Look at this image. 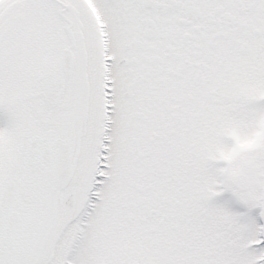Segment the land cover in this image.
Here are the masks:
<instances>
[{
    "label": "snow or ice",
    "instance_id": "1",
    "mask_svg": "<svg viewBox=\"0 0 264 264\" xmlns=\"http://www.w3.org/2000/svg\"><path fill=\"white\" fill-rule=\"evenodd\" d=\"M0 264H264V0H0Z\"/></svg>",
    "mask_w": 264,
    "mask_h": 264
}]
</instances>
